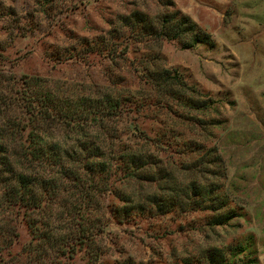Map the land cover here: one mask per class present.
<instances>
[{
    "label": "rangeland",
    "instance_id": "obj_1",
    "mask_svg": "<svg viewBox=\"0 0 264 264\" xmlns=\"http://www.w3.org/2000/svg\"><path fill=\"white\" fill-rule=\"evenodd\" d=\"M169 1L173 7L166 0H0V68L135 92L150 100L133 123L149 137L169 130L165 148L175 164L198 156L184 150L191 139L221 157L225 178L212 163L216 174L209 179L234 214L228 223L213 226L212 213L200 210L111 220L98 264H207L214 250L233 264H264V0ZM175 11L212 45L184 48L186 39L159 41L125 28L123 17L135 12L158 27L162 15ZM85 43L95 46L94 54L82 55ZM162 69L186 87L168 81L162 92L194 97L202 108L160 97L149 76ZM19 234L12 255L29 240L25 225Z\"/></svg>",
    "mask_w": 264,
    "mask_h": 264
},
{
    "label": "trees",
    "instance_id": "obj_2",
    "mask_svg": "<svg viewBox=\"0 0 264 264\" xmlns=\"http://www.w3.org/2000/svg\"><path fill=\"white\" fill-rule=\"evenodd\" d=\"M170 3L164 5L173 7ZM161 17L158 27L140 12L123 20L125 28L139 31L137 36L186 39L184 48L212 45L210 36L179 11ZM84 47L82 55L95 53V46ZM149 77L160 97L202 108L203 101L194 97L162 92L168 81L186 89L168 70ZM135 94L0 68V264H64L77 258L98 264L111 220L122 224L136 215L200 210L211 212L213 226H218L234 217L225 211L227 200L218 195L219 184L209 179L216 174L212 163L225 178L216 150H203L191 139L184 150L198 156L175 164L165 148L172 141L169 130L149 137L133 123L134 113L150 100ZM187 175L192 176L189 181ZM22 225L29 240L12 255ZM215 252H209L207 264H233Z\"/></svg>",
    "mask_w": 264,
    "mask_h": 264
}]
</instances>
